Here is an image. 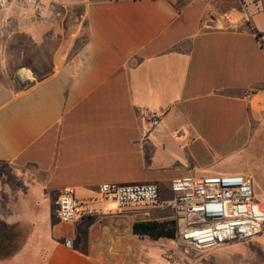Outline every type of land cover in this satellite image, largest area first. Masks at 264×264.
Listing matches in <instances>:
<instances>
[{"label": "crops", "instance_id": "1", "mask_svg": "<svg viewBox=\"0 0 264 264\" xmlns=\"http://www.w3.org/2000/svg\"><path fill=\"white\" fill-rule=\"evenodd\" d=\"M176 1L81 0L76 55L25 86L6 83L0 50V221L26 237L0 264H130L133 223L174 219V180L224 175L251 146L264 0ZM106 183L155 184L159 203L120 208ZM64 189L80 204L70 223Z\"/></svg>", "mask_w": 264, "mask_h": 264}, {"label": "rangeland", "instance_id": "2", "mask_svg": "<svg viewBox=\"0 0 264 264\" xmlns=\"http://www.w3.org/2000/svg\"><path fill=\"white\" fill-rule=\"evenodd\" d=\"M68 1L0 0V50L4 55L5 80L9 86L28 85L48 74L55 62L76 55L85 39V19L81 0ZM220 1L230 3L231 0ZM182 2L176 1L177 4ZM22 71L30 76H20ZM253 125L251 146L243 153L225 158L219 168L224 175L251 177L256 192L264 199V111L257 115ZM22 233L0 221V260L22 247L26 240ZM241 243L246 242L195 253L175 239L153 241L133 236L129 263L264 264V236L250 245L247 242L237 251L225 250L230 245Z\"/></svg>", "mask_w": 264, "mask_h": 264}, {"label": "built area", "instance_id": "3", "mask_svg": "<svg viewBox=\"0 0 264 264\" xmlns=\"http://www.w3.org/2000/svg\"><path fill=\"white\" fill-rule=\"evenodd\" d=\"M99 191L103 200L113 201L120 208L154 205L160 198L155 184L106 183L100 185ZM165 206L174 211L176 242L195 253L264 236V199L255 193L249 176L176 179L171 184V200ZM80 211L73 192L62 190L57 199L58 220L73 222L81 215Z\"/></svg>", "mask_w": 264, "mask_h": 264}, {"label": "trees", "instance_id": "4", "mask_svg": "<svg viewBox=\"0 0 264 264\" xmlns=\"http://www.w3.org/2000/svg\"><path fill=\"white\" fill-rule=\"evenodd\" d=\"M132 233L137 237H145L153 241L160 239L174 240L177 234V224L175 219L134 222L132 225Z\"/></svg>", "mask_w": 264, "mask_h": 264}, {"label": "bare ground", "instance_id": "5", "mask_svg": "<svg viewBox=\"0 0 264 264\" xmlns=\"http://www.w3.org/2000/svg\"><path fill=\"white\" fill-rule=\"evenodd\" d=\"M20 76H23V77H29L30 74H29L28 72H26V71H22V72L20 73Z\"/></svg>", "mask_w": 264, "mask_h": 264}]
</instances>
